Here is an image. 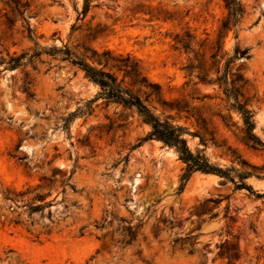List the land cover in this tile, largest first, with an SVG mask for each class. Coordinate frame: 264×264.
<instances>
[{"label":"rangeland","instance_id":"1","mask_svg":"<svg viewBox=\"0 0 264 264\" xmlns=\"http://www.w3.org/2000/svg\"><path fill=\"white\" fill-rule=\"evenodd\" d=\"M240 1L243 14L221 37L223 0H91L85 16L84 0H20L22 14L0 1V264H264V196L234 183L240 170L255 171L244 182L264 193V147L244 143L222 88L189 72L199 61L174 47L189 32L194 51L206 52L207 80L246 50L230 67L247 80L240 100L264 142V0ZM64 45L140 60L161 87L147 103L197 131L204 145L187 134L188 147L232 180L194 171L179 190L175 150L145 140L150 127L135 110L95 99L98 87L51 50ZM176 100L194 117L167 106Z\"/></svg>","mask_w":264,"mask_h":264},{"label":"trees","instance_id":"2","mask_svg":"<svg viewBox=\"0 0 264 264\" xmlns=\"http://www.w3.org/2000/svg\"><path fill=\"white\" fill-rule=\"evenodd\" d=\"M5 5L10 7L12 13L18 12L22 14L20 0H0ZM225 7L227 8V15L221 23L219 28L218 37L225 36L226 32L236 25L237 21L243 14V7L240 0H223ZM91 6V0H84L82 7V15L85 16L89 7ZM11 22L10 18H7ZM28 36H34V33L30 27H27ZM193 36L186 32L182 36L175 37L176 49H182L187 53L193 52L195 60L199 61L198 66L188 65L186 68L189 72L193 71V68H198L201 72V64L205 63L203 60L206 57V52L199 54L195 52L191 46ZM45 48L40 47L39 50H33L32 53L22 52L17 56H11L8 60V67L14 68L20 65L23 60L28 62L37 57ZM54 52H60L63 59L68 60L72 64L78 66L84 75L98 87L95 99L103 98L106 101L116 102L124 107L135 110L138 117L142 122L146 123L150 127V131L146 139H155L160 141L163 145L171 147L177 153L178 159L184 164L183 173L181 175V182L179 190H182L186 181L194 171H200L203 173H211L219 175L226 179H231L228 174L229 169H223L218 165L212 163L210 159L204 154L203 149H196L192 151L186 141L185 135L198 136L201 143L204 145V139L197 131H190L188 127L181 126L173 121L170 116H161L156 113L155 108L147 103V99L151 96H155L158 100L161 96V87L157 82H153L146 75L144 68L141 65L140 60L133 57L130 53H114L113 51L106 49L102 52L96 49L85 48V52L80 53L78 51L70 49L67 45L63 48H52ZM87 51L90 55H87ZM217 52L210 54V58L214 59L217 56ZM246 54V50L235 49L234 55L230 56L225 61L224 70L219 74V68L216 69V76L207 80L206 75H199L197 77L204 83H216L222 88L224 98L228 104V109L237 112L242 120V140L245 144L252 148L264 147V142L255 133V121L253 115L249 109L245 107V103L240 100L243 97L247 80L245 79L240 68L237 67L232 70L230 63L239 56ZM201 56V58H199ZM204 61V62H203ZM137 87V88H135ZM29 95L32 93L26 89ZM205 97V96H203ZM93 99L88 100V104L92 103ZM163 104H167L166 101H162ZM181 100L168 103L169 108L175 109L176 112H185L186 117H194L192 108H187L186 104H181ZM86 108H90L87 106ZM69 116L65 119V123L70 121ZM200 117H195L198 122ZM204 122V119L201 118ZM244 163V162H243ZM246 164V163H244ZM257 168V167H252ZM250 176L259 177L258 173L249 170H240L238 173V181L234 182L236 188H246L249 194L254 197H263L264 193L254 191L252 187L244 182V180ZM39 208L40 206H36Z\"/></svg>","mask_w":264,"mask_h":264},{"label":"water","instance_id":"3","mask_svg":"<svg viewBox=\"0 0 264 264\" xmlns=\"http://www.w3.org/2000/svg\"><path fill=\"white\" fill-rule=\"evenodd\" d=\"M168 148V147H167Z\"/></svg>","mask_w":264,"mask_h":264}]
</instances>
